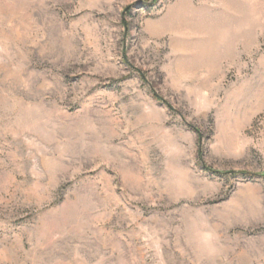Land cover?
<instances>
[{"label":"rangeland","instance_id":"1","mask_svg":"<svg viewBox=\"0 0 264 264\" xmlns=\"http://www.w3.org/2000/svg\"><path fill=\"white\" fill-rule=\"evenodd\" d=\"M0 264H264V0H0Z\"/></svg>","mask_w":264,"mask_h":264}]
</instances>
